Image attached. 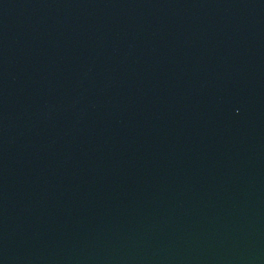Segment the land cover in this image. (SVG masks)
I'll return each mask as SVG.
<instances>
[{"label":"water","instance_id":"95a60500","mask_svg":"<svg viewBox=\"0 0 264 264\" xmlns=\"http://www.w3.org/2000/svg\"><path fill=\"white\" fill-rule=\"evenodd\" d=\"M0 264H264V0H0Z\"/></svg>","mask_w":264,"mask_h":264}]
</instances>
